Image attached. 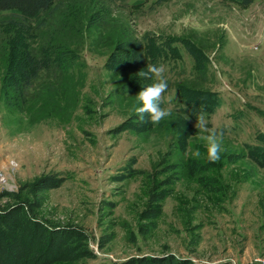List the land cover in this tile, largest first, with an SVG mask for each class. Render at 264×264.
Listing matches in <instances>:
<instances>
[{
  "label": "rangeland",
  "instance_id": "374dc122",
  "mask_svg": "<svg viewBox=\"0 0 264 264\" xmlns=\"http://www.w3.org/2000/svg\"><path fill=\"white\" fill-rule=\"evenodd\" d=\"M51 9L22 39L3 26L15 17L0 14V193L60 179L38 217L87 234L95 259L73 264L166 255L264 264V148H252L264 135V0H54ZM50 41L71 60L41 68L16 95L7 69L21 47L53 56ZM165 42L176 56L147 47ZM134 43L140 63L116 66ZM147 64L163 65L168 85L161 107L171 115L158 124L135 113V95L153 83L137 75ZM180 93L217 96L206 119L223 131L218 161Z\"/></svg>",
  "mask_w": 264,
  "mask_h": 264
},
{
  "label": "trees",
  "instance_id": "16d2710c",
  "mask_svg": "<svg viewBox=\"0 0 264 264\" xmlns=\"http://www.w3.org/2000/svg\"><path fill=\"white\" fill-rule=\"evenodd\" d=\"M53 2L54 0H0V14L9 13L15 17V21H6L3 26L12 25L13 30L19 35L18 38L22 39L21 32L34 29L31 27L33 24L44 23L45 18L53 12V8L51 9ZM236 2L247 6L252 0H236ZM22 42L21 45H24ZM49 45L50 47L56 45L54 55L50 56L46 47L40 59H35L34 55L21 47L23 48L21 62L16 70L7 69L4 77L5 83L16 95H21L30 81L37 77V73L43 68L46 69L51 62H57L58 69L64 70L69 59L71 60V55H66L68 52L61 50L59 44L50 41ZM131 47L132 50H126L128 55L117 58L116 66L140 63L143 55L141 45L134 43ZM147 47L154 49L156 55H177L172 43L165 42L154 46L153 43H148ZM179 96L183 107L185 106L186 110L194 115L203 111L207 117L219 105L216 95L213 97L209 95V99L204 103L189 101L181 93ZM257 140L260 142L259 145L252 148L262 150L264 135H258ZM61 182L60 179L46 175L19 185L16 191L0 193V199L6 200L0 206V264H73L95 259V255L88 249V236L80 228L73 225L55 226L43 222L38 217L43 203V193L59 187ZM97 246L101 249L103 245L100 243ZM99 264H191V262L166 255L130 257L120 262Z\"/></svg>",
  "mask_w": 264,
  "mask_h": 264
},
{
  "label": "clouds",
  "instance_id": "9594fccd",
  "mask_svg": "<svg viewBox=\"0 0 264 264\" xmlns=\"http://www.w3.org/2000/svg\"><path fill=\"white\" fill-rule=\"evenodd\" d=\"M164 72L163 65L147 64L146 68L137 74L144 80L153 81V83L142 86L141 90L135 95L139 105L135 108V113L141 120L147 114L153 124H158L161 120L171 115L167 109L161 107V98L168 86ZM206 115L203 111L196 115L195 127L202 133H206L200 139L206 142L208 149L207 158L211 162H216L220 159L223 131L209 128ZM197 155H199L198 152Z\"/></svg>",
  "mask_w": 264,
  "mask_h": 264
}]
</instances>
